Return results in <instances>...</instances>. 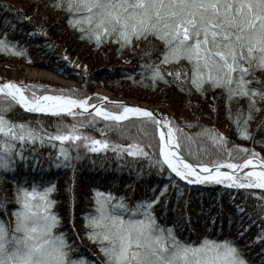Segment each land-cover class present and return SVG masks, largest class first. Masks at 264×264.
Returning <instances> with one entry per match:
<instances>
[{
	"label": "snow or ice",
	"instance_id": "snow-or-ice-1",
	"mask_svg": "<svg viewBox=\"0 0 264 264\" xmlns=\"http://www.w3.org/2000/svg\"><path fill=\"white\" fill-rule=\"evenodd\" d=\"M0 6L12 7L20 20H32L31 15L7 0H0ZM45 7L58 11V18L93 46L109 42L119 46L118 54L124 49L134 52L140 65L136 71L141 73V80L149 78L150 83L145 81L148 86L163 82L189 96L205 98L209 92L215 93L211 99L224 102V112L236 135L264 144V0H49ZM0 26V51L26 54L19 41L8 37V29L15 30L17 25L4 17ZM36 32L47 36L43 20L27 35ZM64 59L75 63L66 54ZM38 88L45 86L12 79L0 83V170L14 169L18 158L27 161L24 152L29 144L38 141L57 147L59 142L57 163L66 167H74L71 149L77 150L76 159L81 158V148L93 153L112 149L118 159L125 154L145 157L150 164H158L161 169L167 166L170 175L174 173L192 183L264 190V159L258 161L262 167L236 175L258 159L256 149L239 143L228 147L229 136L212 124H204L198 116L185 121L189 128L197 129L193 133L165 113L111 100L107 95L75 94L64 89L41 93L36 91ZM91 95L97 99L93 101ZM15 105L57 117L55 130L45 128L40 120L34 123L14 118ZM215 112L217 106L212 104L203 114ZM65 114L73 118L71 123L64 119ZM130 118H138V126ZM89 126L98 128L100 135L83 130ZM132 127H137L138 138H133ZM152 127L158 132L156 156L147 150L153 148L154 136L149 133ZM112 131L128 136L131 142L109 138ZM258 135L259 140L255 139ZM209 141L229 158L215 164L192 163L183 154L182 145L199 142L200 148H206ZM234 150L237 156L247 154L246 158L235 162L231 158ZM33 159L38 161V157ZM221 164L236 171H221ZM55 189V183L47 181L33 180L30 187L18 184L14 199L19 206L10 215L6 199L0 198V264H253L254 260L264 264V249L254 251L257 242L264 244V227L248 240L247 252L240 243L255 223L253 214L264 223V194L260 192L251 193L258 197L254 210L246 213L244 207L235 205V212L227 217L230 231L225 233L223 221L217 230L215 221L219 217L213 215L212 233L203 234L200 242H192L181 238L173 224L161 223L155 213L153 206L161 200L167 184L153 197L135 203L123 194L94 189L91 207L95 211L82 213V236L79 231L61 230L64 220L54 209L57 201L50 195ZM186 223H193L190 216ZM69 227L75 229L74 217H70ZM213 233L224 238H209ZM83 238L94 242L99 256L88 259L80 254Z\"/></svg>",
	"mask_w": 264,
	"mask_h": 264
},
{
	"label": "trees",
	"instance_id": "trees-1",
	"mask_svg": "<svg viewBox=\"0 0 264 264\" xmlns=\"http://www.w3.org/2000/svg\"><path fill=\"white\" fill-rule=\"evenodd\" d=\"M24 7L22 11L25 15H31L32 20H20L19 15L12 10V7L4 9L0 6V24L4 17H8L12 23L17 25L16 29H8V37L14 41H19L26 49V54L16 55L11 52L0 51V60L17 61L29 67H35L42 70L50 71L66 79H71L83 85L82 89L70 90L75 94H94L93 89L97 86H103L115 96H123L133 98L138 101L155 103L163 98L168 99L171 108L174 111L188 110L191 115L189 117H181L177 113L172 120L174 123L185 128L188 132H195V127L189 128L185 123L188 119H195L197 116L204 124H212L221 131H224L230 138L228 147L232 143H239L255 148L260 159H264V144L254 143L251 139L240 138L236 135L234 127L224 112L223 101H213L211 97L215 93L209 92L208 98L192 95L181 92L174 85H166L163 82H158L156 87H150L145 81L150 83L148 77L141 80V73L136 71L139 68V62L135 58V53L131 50L124 49L117 53L116 44L105 42L100 47L93 46L87 39H80L79 33L70 28L64 20L59 19L60 13L53 10L51 7H45L49 4V0H17ZM7 2L11 5L10 0ZM15 7V6H14ZM16 8V7H15ZM46 28L47 36L40 32L29 36L27 33L33 31L35 27L41 24ZM0 31L3 27L0 26ZM52 44L53 47L48 45ZM109 47L107 52L112 59L119 58L120 55H131L133 59L130 65H110L106 61V53L103 50ZM65 54L71 58L64 59ZM31 57V60L28 57ZM90 61V62H89ZM104 61L103 63H101ZM79 65V66H77ZM86 65L87 68L83 66ZM135 72V75L133 73ZM259 74V73H257ZM46 89H36L43 92ZM93 101L97 99L96 95H91ZM215 104L217 112L212 115H204L209 111V105ZM115 109V105L111 106ZM16 119L38 120L44 122V127L50 131L55 130L54 121L57 117L52 114L31 113L22 110L18 105L14 108ZM9 115H13L9 113ZM64 119L69 123L73 118L65 114ZM130 121L137 125L138 118H130ZM94 135H100L98 128L94 129L91 126L83 129ZM254 130V125H253ZM133 138H138L137 127L130 128ZM150 135H153L152 149H147L152 152L153 156L158 154L157 147V131L154 127L149 129ZM264 135V134H261ZM109 138L118 140L120 143H130L128 136H118L115 131L109 134ZM200 138H197L199 141ZM255 139H261L258 135ZM57 147H53L49 143L29 144L25 147V156L27 161H20L12 170H0V198L7 201L8 214H11L13 208L18 207L14 199L15 191L18 184L30 187L33 180L37 183L41 181L55 183L56 189L50 195L57 201L54 209L63 218L64 223L61 230L69 232L79 231L81 236L85 225L82 213L94 212L91 207L94 203V189L100 191H110L117 195L123 194L131 203H135L138 199L153 197L159 193L163 185L167 184L168 189L162 195L160 201L154 205L155 213L161 223L173 224L177 234L181 238H189L192 242H200L203 239V234L212 233L213 215L219 219L215 221L217 230L220 229L221 221L224 222V231H230L227 223L229 213L235 212V205L239 204L245 208L247 213L249 210H254L257 205L258 197L251 195L252 192H260L264 194V190L259 188H237L228 184L210 183L192 185L184 183L180 177L174 173L170 175V170L161 169L158 164H150L145 157H131L125 154L121 158H117L112 149L93 153L80 149V159H76V149H71L73 159L71 165L66 167L63 164H58L55 153ZM189 147L191 153L189 154ZM35 148L32 152L31 149ZM155 149V152H153ZM183 154L193 163H218L222 159L229 158L226 152L217 151L211 142H207L206 148H200L199 142L190 145H182ZM247 154L236 155L233 151L232 159L239 163L246 158ZM38 157V161L33 159ZM176 183L173 184L172 181ZM71 189V193L69 191ZM243 202V203H242ZM191 217L192 224L188 225L186 220ZM70 217H74L75 229L69 227ZM239 219V214H236ZM245 220H248L245 215ZM255 221L251 225L247 239L241 240V245L245 246L247 252L248 240L259 234L260 228L264 227V223L256 219L253 214L252 218ZM236 225L232 226L234 229ZM81 237H77L79 240ZM209 238H224L217 233H213ZM257 247L254 251L259 252L264 249V244L257 242ZM80 254L85 255L88 259H94L99 256V249L95 247L94 242L83 238V243L79 245ZM251 259V254H249ZM258 259V258H257ZM256 264V261H253Z\"/></svg>",
	"mask_w": 264,
	"mask_h": 264
},
{
	"label": "rangeland",
	"instance_id": "rangeland-1",
	"mask_svg": "<svg viewBox=\"0 0 264 264\" xmlns=\"http://www.w3.org/2000/svg\"><path fill=\"white\" fill-rule=\"evenodd\" d=\"M104 49L106 50V48H104ZM107 55L108 54L106 53V61H110L111 57H110V55H108V56ZM117 61L119 62L120 59H118ZM102 63H103V61H102ZM22 67H24V69H22ZM25 69H27V73H26ZM30 70H37V71L49 73V74H51L53 76H56L59 79H62L65 82H68V83H71V84L67 85V86H60V85L55 84V83H53V82H51L49 80H46V79L44 80L43 78L42 79L41 78L37 79L36 77H34L32 75H29ZM23 71H24V73H23ZM8 79L15 80L18 83H25L26 84V83H29L31 81L34 84H43L45 86L44 89L49 90V91H58L60 89H64L66 91H70V90H75V89H81L82 88V85L77 83L76 81L63 78V77H61L59 75H56V74H54V73H52L50 71L38 69V68H35V67H29V66H26V65H24V64H22L20 62H17V61L0 60V81L4 82L5 80H8ZM49 85H51L52 87L49 88L48 87ZM93 91H94L95 94L107 95L109 98H116V97H119V98H122V99L126 98V97H123V96H115V95H113L110 91H108L103 86H97V87H95L93 89ZM104 91H106L107 93L105 94ZM161 100H165L166 103H167V106H168V109H169V112L167 113L168 117H170V118L173 117L174 118L176 113L179 116H181V117H184V116L189 117L191 115V113L188 110H180V111L177 110V111H174L171 108L168 99L163 98ZM161 100H158V102L161 101ZM133 101H135V99L132 98V102ZM181 179H183V178H181ZM186 182L192 183L191 181H186ZM193 184H196V183H193Z\"/></svg>",
	"mask_w": 264,
	"mask_h": 264
},
{
	"label": "bare ground",
	"instance_id": "bare-ground-1",
	"mask_svg": "<svg viewBox=\"0 0 264 264\" xmlns=\"http://www.w3.org/2000/svg\"><path fill=\"white\" fill-rule=\"evenodd\" d=\"M133 54L130 55V59H131V62H132V59H133ZM20 67V66H19ZM21 68V67H20ZM22 69H24V67H22ZM26 70V73H27V69ZM24 73V71H23ZM29 73V72H28ZM29 75H32L34 77H36L37 79H46V80H49L55 84H58L60 86H67V85H70L71 83H68V82H65L63 81L62 79H59L57 78L56 76H53L49 73H46V72H41V71H37V70H30V73ZM71 80V79H70ZM74 81V80H73ZM104 93L106 94L107 92L104 91ZM115 100H122V101H125L127 103H130V104H134L135 102H138L136 103L135 105H139V106H143V107H148L150 109H153V110H156L157 111V114H160V113H165L167 114L169 112V109H168V106H167V103L165 100H161V101H157L155 103H148V102H145V101H138V100H135L132 102V100H126V99H122V98H119V97H116ZM259 159H257L256 161H254V164L253 165H246L245 168L243 169H240L239 172H236V175H240V172H243V171H247V170H250L252 167H256V168H260L262 167L260 164H259ZM201 173H203V169H200ZM221 171H236V170H231V169H228L227 165H224V164H221ZM247 187V186H246ZM248 189H252V188H257V187H247Z\"/></svg>",
	"mask_w": 264,
	"mask_h": 264
},
{
	"label": "water",
	"instance_id": "water-1",
	"mask_svg": "<svg viewBox=\"0 0 264 264\" xmlns=\"http://www.w3.org/2000/svg\"><path fill=\"white\" fill-rule=\"evenodd\" d=\"M0 83H1V82H0ZM111 100H115V99L111 98ZM128 100H129V99H128ZM136 103H138V102H135L134 105H135Z\"/></svg>",
	"mask_w": 264,
	"mask_h": 264
}]
</instances>
